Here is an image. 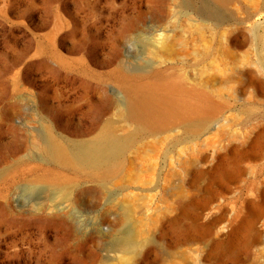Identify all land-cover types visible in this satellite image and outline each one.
<instances>
[{"label":"rangeland","instance_id":"374dc122","mask_svg":"<svg viewBox=\"0 0 264 264\" xmlns=\"http://www.w3.org/2000/svg\"><path fill=\"white\" fill-rule=\"evenodd\" d=\"M260 77L264 0H0V264H264ZM170 78L201 116H125ZM114 137L105 174L45 150Z\"/></svg>","mask_w":264,"mask_h":264},{"label":"bare ground","instance_id":"6f19581e","mask_svg":"<svg viewBox=\"0 0 264 264\" xmlns=\"http://www.w3.org/2000/svg\"><path fill=\"white\" fill-rule=\"evenodd\" d=\"M259 83L264 85V79L260 77ZM175 88H183L182 83L173 80H165L164 82L151 83L148 86L138 87L133 91H128V102L126 107V117L132 118L142 126H146L150 130L168 126L170 122L182 121L187 118L188 114H194L195 116H201L203 114V109H207L204 106H201V103L196 105L189 106L185 98L175 99L172 97L168 91L169 89L173 90ZM191 105V104H190ZM201 121V120H200ZM203 121L197 123V127L203 126ZM260 135L254 138L253 142L259 144ZM119 139L114 137L111 139L110 143L106 144H89L85 145L84 149L86 152L80 153L73 150H68L60 144L56 143H47L45 146L46 152L49 154L51 160L58 163H69L76 166H86L91 168H104L105 171L103 174L111 172L114 165V155L116 154L119 148ZM102 170V169H101ZM46 173H40L33 180L36 181H47ZM30 186V185H29ZM34 187V186H30ZM33 190V188H30ZM58 198H66L68 193L66 190L59 193ZM208 202V201H207ZM208 204L205 203L204 206ZM248 205L252 210L250 216H246L241 219V222L248 224L251 227L255 224L256 219L263 213V208L260 202L255 200H249ZM189 203L180 202L179 207L181 208V213L186 214L188 210ZM200 207L202 213L206 207ZM223 215L214 218L210 221L209 225L217 224L218 221L223 219ZM239 213L235 215L237 219ZM228 227V226H226ZM223 236L228 235L227 237L233 239L235 231L228 232ZM220 242V240L218 241ZM128 263H131V257H125Z\"/></svg>","mask_w":264,"mask_h":264}]
</instances>
